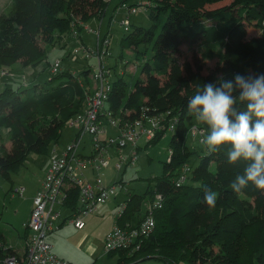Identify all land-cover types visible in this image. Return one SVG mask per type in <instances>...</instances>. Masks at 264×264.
I'll use <instances>...</instances> for the list:
<instances>
[{
	"label": "trees",
	"instance_id": "obj_1",
	"mask_svg": "<svg viewBox=\"0 0 264 264\" xmlns=\"http://www.w3.org/2000/svg\"><path fill=\"white\" fill-rule=\"evenodd\" d=\"M9 1L0 13V67L16 61L22 66L36 64L46 55L41 43L51 44L55 39L65 45V37L71 38L74 28L79 37L84 28L81 22L92 16L99 18L108 3V0ZM223 1L119 2L147 8L150 23L144 26L128 20L129 29L123 31L119 40V57L123 56L122 49L128 47L135 70L124 76L123 66H106L111 91L105 108L120 121H131L144 111L162 116V128L144 146L157 142L167 132L172 153L161 175L148 179L142 193L127 190L125 206L114 222L133 226L150 213L154 227L132 252L124 248L110 251L117 256L112 264L129 261L132 264L147 258L166 264H232L240 229L255 216L264 224V190L256 189L251 183L239 193L230 188L247 162L229 163L230 145H223L211 155L206 154L207 149L201 151L191 163L189 156L194 151L185 145L191 126L207 132V126L198 122L187 108L188 100L201 85L213 83L220 87V79L235 85L237 75L246 80L264 75V67L259 62L253 63L250 57L245 61L231 58L242 45L247 26L258 29L264 39V0ZM104 38L106 35L101 41ZM194 42L201 47V60L217 58L213 70L203 73L198 69L202 66L200 61L193 69L189 62L178 57L180 43ZM104 50L103 54L99 52L101 61L108 54L106 46ZM89 73L88 66L77 72L66 68L58 69L42 81L34 78L24 83L0 84V128H7L10 140L8 147L0 142V171L4 175L10 169H17L27 152H44L51 142L57 143L63 125L84 107L83 97L91 87ZM233 95L238 96L239 89ZM235 107L239 111L245 104L237 100ZM174 118L176 124L168 131ZM184 163L190 166L189 174L181 184L175 185L174 179ZM196 183L218 193L214 207L204 202L203 190L193 187ZM250 194L254 197L252 202L245 198ZM145 195V204L141 207ZM77 196L78 187L70 188L64 207L74 209ZM156 196L160 197L159 206L153 204ZM229 203L236 206L231 207ZM4 239L0 228V242L8 243ZM250 249L253 251V243ZM254 255L256 258L251 264H264L260 249Z\"/></svg>",
	"mask_w": 264,
	"mask_h": 264
},
{
	"label": "rangeland",
	"instance_id": "obj_2",
	"mask_svg": "<svg viewBox=\"0 0 264 264\" xmlns=\"http://www.w3.org/2000/svg\"><path fill=\"white\" fill-rule=\"evenodd\" d=\"M120 1L121 0H108L103 14L99 18H97V16H92L89 20L87 19L84 22H81L85 26L80 30L79 37H65V45H61L62 43L59 44L55 39L52 40L51 44L41 43L46 55H44L42 60L36 64L22 66L21 63L16 61L15 63H11L10 66L0 67V84L4 81H17L24 83L34 78L42 81L46 79L48 75L50 76V74L53 73L51 70V63L55 59L60 60L59 69L66 70V68H69L73 72H77L88 66L91 73V70L98 65L99 60H97V55L91 54L86 57L83 52L75 55H72L71 52L73 50L72 48L82 44L91 49H95V34L97 31L99 40H101L104 35L108 38V45L106 46L108 54L103 56V64L105 66H112L115 64L116 68H121L123 66L124 76L128 74V71L131 72V70H135V64L130 59L132 58V53L128 47L122 49L123 56L119 57L121 52L119 40L123 35V31H125L119 22H117L121 12L116 8ZM127 1L131 3H145L147 0ZM225 1L228 0H224L223 2ZM9 3V0H0V13H3L5 7ZM129 19L132 24L137 25L146 26L150 23L147 16V8H143L141 4L137 7V11L130 15ZM87 27L94 29L95 32L88 31ZM252 27L253 26L246 27L247 30L245 38L242 40L243 42H241L242 45L231 54V58L234 57V61H245L250 57V60L253 61V63L259 62V66L264 67V39L260 37L258 29ZM200 49L201 47L196 42L192 44L180 43L178 57L182 61L189 62L193 69L200 61L202 66L198 69L199 71L206 73L207 71L214 69L218 60L215 57L201 60L199 56ZM124 60L126 61L122 62ZM90 73L88 74L89 86L93 88L94 80ZM0 131V142H3L8 147L10 140L8 139L7 128L1 127ZM75 132V127L65 123L57 136V143L51 142L48 145V149L44 152H27L22 162L19 163L18 168L10 169L8 175H4L0 171V228L4 232V240H6V242H11L15 246L21 245L24 235V228L21 227L22 221L27 218V213H29L32 204L33 193L42 180L43 175H45L51 149L54 148V150L60 151V149L64 148L67 143L69 144ZM112 133L115 135V130L112 131ZM206 133L204 135H206ZM86 135L87 134L84 135V146L81 145L80 147L83 149L84 153L89 154L90 144L87 141L88 136ZM169 136L170 134L166 132V134L160 137L157 142L150 143L146 146H144L143 139L139 140L138 144L141 145V147L138 148L137 160L133 164L126 165V162L123 161L121 163V168H117L116 163L118 157L113 153V149H110L109 161L106 166L95 171L90 170V168L85 169V174H87L89 178L99 176L102 183L107 186L120 179L123 181L122 189L117 190L115 195H110L105 203L97 206L98 210L96 213H91L84 219L86 228L93 227L94 231H92V233L94 235H91L95 242L92 245L95 250H98L101 253L99 254L100 259L96 261V264H107V260H110L108 253L102 249L104 235L112 226L115 213L120 209L121 204H125V200L127 199L126 196L128 195L127 190L142 193L147 185V180L157 175H161L163 172L164 163L168 160L167 157L169 155ZM199 141L200 140L197 137L188 133L185 145L189 151H194L189 156L191 163L196 161V155L198 153L206 149V147L200 144ZM130 149L131 147L129 144L124 146L123 155L127 156ZM18 186L24 187L21 194L15 190ZM146 195L141 201V207L145 204ZM245 198L250 202L254 199L251 194ZM147 204L148 206L150 205L149 203ZM229 204L231 207L236 206L234 203ZM67 210V207L60 206L61 215L59 219L67 214ZM257 215L259 216V214ZM105 230L106 232L104 233ZM252 234L256 237H252ZM247 236H251L249 240H247ZM237 243L236 252L232 255L234 260L232 264H251L255 261L256 255L254 254H257L259 249L261 255H264V224H262L260 217L255 216L246 226H243L242 229H240ZM252 243L253 251L250 249ZM129 262H126V264ZM132 264L166 263L156 258H147L142 261H136L135 263L132 262ZM181 264L187 263L181 262Z\"/></svg>",
	"mask_w": 264,
	"mask_h": 264
},
{
	"label": "built area",
	"instance_id": "obj_3",
	"mask_svg": "<svg viewBox=\"0 0 264 264\" xmlns=\"http://www.w3.org/2000/svg\"><path fill=\"white\" fill-rule=\"evenodd\" d=\"M120 13L119 23L123 30L129 29L130 13L136 12L137 7L129 5L127 2H121L116 8ZM85 26V25H84ZM88 31L95 32L94 29L87 27ZM96 32V47L91 49L82 44L72 48V55L83 52L88 57L96 54L98 65L91 70L94 80L93 88L87 90L84 99V107L71 117L67 123L77 130V135L65 145L60 151L51 149L49 165L45 175L41 180L40 186L37 187L29 210L28 217L22 222L25 233V247L23 252H18L9 248L11 244L0 242V264H73L72 262L59 257L52 251L51 243L48 236L59 226L60 206H65L69 196V190L78 187L77 206L69 209V215L66 222L76 228L84 227V217L94 212L99 204L106 202L110 195H115L116 191L123 188L122 179L111 184L104 185L99 176L87 178L83 174V169L90 168L98 170L106 166L109 159V151L113 149L114 154L118 157L117 168H121V163L126 165L133 164L137 159L138 141L143 139L144 142L153 138L162 126V116L147 114L141 112L139 117L131 121H120L113 115L110 110L105 108L106 97L111 91V81L109 78L108 68L101 61V56L105 52V46L108 39L102 41L98 38ZM76 35V36H74ZM73 37H77L75 28L72 30ZM60 60L55 59L51 63L52 72H56L60 66ZM167 130H173L176 120L171 119ZM111 131L116 132L114 135ZM193 136L201 140L205 134L203 128L194 125L188 131ZM87 134L88 143L90 144V153L83 154L78 149L83 145V136ZM127 144L131 149L127 156L123 155V148ZM169 159L172 149L168 148ZM190 166L184 163L179 169L178 175L174 179L175 185L181 184L189 174ZM23 186H18L15 190L21 194ZM127 189V188H126ZM159 196H156L154 205H160ZM124 204L118 212L121 214ZM152 215L146 214L140 218L136 225L113 222L111 228L104 235L103 250L110 252L116 249H126L132 252L147 238L154 227ZM129 264V263H128Z\"/></svg>",
	"mask_w": 264,
	"mask_h": 264
},
{
	"label": "clouds",
	"instance_id": "obj_4",
	"mask_svg": "<svg viewBox=\"0 0 264 264\" xmlns=\"http://www.w3.org/2000/svg\"><path fill=\"white\" fill-rule=\"evenodd\" d=\"M220 87L205 83L187 102L188 111L198 122L207 126V133L199 141L207 149V155L230 145L227 152L229 163L246 161L242 174L231 182L232 191L239 193L250 183L264 190V75L255 80L237 75L235 85L220 79ZM239 89V95L233 92ZM237 100L245 104L237 111ZM193 187L203 190V200L211 208L218 193L196 183Z\"/></svg>",
	"mask_w": 264,
	"mask_h": 264
},
{
	"label": "crops",
	"instance_id": "obj_5",
	"mask_svg": "<svg viewBox=\"0 0 264 264\" xmlns=\"http://www.w3.org/2000/svg\"><path fill=\"white\" fill-rule=\"evenodd\" d=\"M110 132H112V131L110 130ZM76 135H77V130H76L74 136H76ZM83 140H84V136H83ZM144 144H145V142H144ZM82 146H84V143ZM140 146L141 145H139L138 147H140ZM78 149H80L79 151L81 153L86 154V153H84L83 149H81V147ZM48 165H49V163H48ZM85 173H86V171H85V169H83L84 176L89 178L88 175ZM89 179H91V178H89ZM40 183H41V181H40ZM40 183H39L38 187L40 186ZM36 189H37V187H36ZM36 189H35V191H36ZM35 191H34V193H35ZM34 193H33V195H34ZM97 210H98V207L94 212L96 213ZM119 210L115 213V217L113 219V222L115 221L116 216H118ZM94 212H92V213H94ZM89 214H91V213H89ZM68 215H69V211L67 210V214H65V216H63L60 219L58 228L55 231L51 232L49 234V236L47 237L49 242L51 243L52 251H54L59 257H62L64 259L72 262L73 264H96V261L100 259L99 254H101V253L98 250H95L93 245H92L95 242L93 239V236L91 235V234H93L92 231H94L93 227L86 228L85 227L86 224L84 223L83 228H80V229L76 228L75 226L71 225V223H68L65 221V219L67 218ZM88 215H86V216H88ZM27 217H28V215H27ZM85 217H84V219H85ZM113 222H112V225H113ZM106 230L104 231V233L106 232ZM24 238H25V233L23 235L22 243L20 246H18V245L15 246L13 243L10 242L12 247L15 250H17L18 252L24 251V247H25V239ZM107 253H108V256H110V260H107V264L115 263V260L117 259L116 253H113V252H110V253L107 252Z\"/></svg>",
	"mask_w": 264,
	"mask_h": 264
}]
</instances>
